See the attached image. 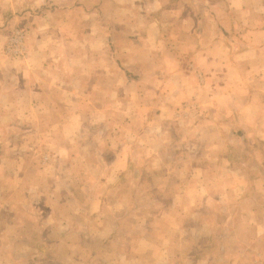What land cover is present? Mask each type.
<instances>
[{"label":"rangeland","instance_id":"1","mask_svg":"<svg viewBox=\"0 0 264 264\" xmlns=\"http://www.w3.org/2000/svg\"><path fill=\"white\" fill-rule=\"evenodd\" d=\"M45 3L44 8L49 10L59 5L83 7L80 1L56 4L54 0H47ZM88 3L94 13L101 6L105 11L100 26H108L107 39L105 34L101 39V34L94 33L91 44L73 40L78 34L70 32L68 42L60 44L52 39L55 33H40V45L42 41L46 45V56L67 58V65L63 67L67 73L76 72L77 79L71 85L68 81L56 87L55 80H50L48 75L60 73V65L48 66V75L42 72L41 76L52 87L42 90L43 94L34 96L32 101V105H40L42 111H32L29 106L28 113L17 109V112L0 114V200L9 207L4 219L11 223L0 230V249L16 253L13 257L0 258L3 260L0 264H264L262 240H238L228 236L229 225L224 224L229 215L226 193L222 191L219 197L216 194L218 198L212 197L210 190L198 193L194 180L186 191L182 189L174 194L169 191L175 176L145 175L149 172L145 167H149L150 149L143 146L152 133L157 134L160 143H167L158 145L155 151L160 155L159 163L166 159L170 169L175 170L186 157L183 149L186 146L176 145V140L187 137L191 142L187 151L196 156L200 134L190 119L196 118L200 108L196 105L188 109L183 102L168 115L167 122L158 123L154 129L122 130L125 117L120 118V103L131 100L120 93L124 86L120 81V0ZM8 6L7 0H0V56L20 59L7 52L6 44L16 28L28 34L23 24L26 18L10 17ZM43 19L45 25L51 24V18ZM99 21L100 16L94 15V25ZM10 75L5 77L7 85L19 90L21 75L17 70ZM85 75L93 78L80 79ZM60 87L75 90V97L73 93L59 96ZM82 92L84 97L80 96ZM18 104H21L20 99ZM53 104H57L56 110ZM9 135L12 138L7 139ZM122 154L129 158L139 156L136 163L141 161L144 175L135 176L127 169L128 174L120 176L117 172L120 166L130 168L131 165L120 160ZM107 170L109 176L106 177ZM163 185L168 186L166 191L160 189ZM183 194L193 206H196V198L201 199L199 207H194L188 217L191 210L177 207L184 199ZM64 197L61 201L64 205L54 203ZM170 206L173 207L172 217L166 210ZM57 217L71 220L66 233L70 241L58 244L52 240L51 224ZM112 219L122 222L121 228L116 229ZM104 220L106 242L98 244L81 239L88 227L96 231ZM170 220L179 221L182 241L178 238L172 244L164 240L158 242L160 255L155 260L145 252L151 245L149 234L161 240L160 235ZM116 234L123 240L120 239V247ZM70 245L72 249L68 250ZM123 250L128 253L127 257L121 254Z\"/></svg>","mask_w":264,"mask_h":264},{"label":"crops","instance_id":"2","mask_svg":"<svg viewBox=\"0 0 264 264\" xmlns=\"http://www.w3.org/2000/svg\"><path fill=\"white\" fill-rule=\"evenodd\" d=\"M7 1L10 17L26 18L23 24L28 33L27 54L20 59L0 56V114L17 112V109L28 113L29 106L32 111L40 112V105H32V101L34 96L43 94L42 90L52 87L41 76L42 72L48 75V66L60 65V73L48 75L50 80H55L56 87L68 81L71 85L77 79L76 72L67 73L63 67L67 65V58L46 56V45L43 41L40 45V33H55L52 39L60 44L68 42L70 32L77 33L73 40L92 44L94 33L101 34L103 39V34L106 37L109 32L108 26H100L106 13L102 6L94 13L93 7L88 5L92 0H54L56 4L80 1L83 7L59 5L51 10L44 8L47 0ZM94 15L101 20L95 25ZM45 16L51 18L49 26L45 25ZM43 20L44 25H41ZM44 39L49 41L45 36ZM70 63L72 65V61ZM14 70L22 78L19 90L7 85L5 79ZM92 78L91 75L80 77L84 81ZM120 81L124 83L121 96L131 100L120 103V118L125 117L121 123L124 131L154 129L183 102L188 109L196 105L200 108L196 118L190 119L200 134L196 143L197 157L188 153L191 142L187 137L176 140V145L186 146L183 148L186 157L175 170L170 169L166 159L159 163L160 155L155 151L158 145L167 143H160L157 134L152 133L143 146L150 149L149 167H145L149 172L145 175L175 176L169 191L174 194L182 189L186 191L194 180L198 193L210 190L212 197L218 198L223 191L229 197V206L225 205L229 211L228 221L224 222L229 225L228 236L264 242V0H120ZM72 93L75 97V90L59 88V96ZM80 96L84 97V92ZM19 99L21 104H18ZM53 106L56 110L57 104ZM128 115L131 118H127ZM137 159L139 156L120 155L121 161L131 165L130 168L120 166L118 174L124 176L131 170L135 176L144 175L145 169L140 166L141 161L136 163ZM105 176H109L108 170ZM160 189L166 191L168 186ZM8 190L12 192L11 188ZM182 197L177 207L191 210L186 217L191 216L201 199L196 198V206H193V202L185 200L184 194ZM65 198L54 203L64 205L61 201ZM7 207L0 200V230L11 225L4 219ZM172 209V206L166 209L170 217ZM105 221L99 223L96 231L88 227L81 239L98 244L106 242ZM71 224L69 218L65 221L57 217L51 224L52 240L58 244L70 241L66 233ZM112 224L116 229L122 226L118 219ZM178 224V220H170L160 235L161 240L149 234L151 245L145 251L147 256L156 260L160 255V241L168 244L178 238L182 241ZM146 237L140 238V242ZM120 239L116 234L118 247ZM67 249H72L71 245ZM12 251L0 249V258L15 256ZM261 252L264 253V249ZM118 253L120 255V249ZM121 254L128 256L124 250Z\"/></svg>","mask_w":264,"mask_h":264},{"label":"built area","instance_id":"3","mask_svg":"<svg viewBox=\"0 0 264 264\" xmlns=\"http://www.w3.org/2000/svg\"><path fill=\"white\" fill-rule=\"evenodd\" d=\"M6 50L16 56H24L26 52V33L21 28L14 29L9 35Z\"/></svg>","mask_w":264,"mask_h":264}]
</instances>
